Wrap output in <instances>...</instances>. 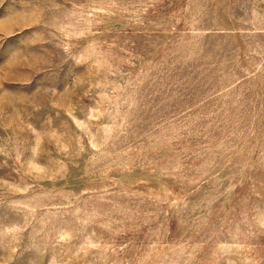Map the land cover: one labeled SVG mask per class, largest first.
I'll return each instance as SVG.
<instances>
[{"label":"rangeland","instance_id":"rangeland-1","mask_svg":"<svg viewBox=\"0 0 264 264\" xmlns=\"http://www.w3.org/2000/svg\"><path fill=\"white\" fill-rule=\"evenodd\" d=\"M0 264H264V0H0Z\"/></svg>","mask_w":264,"mask_h":264}]
</instances>
